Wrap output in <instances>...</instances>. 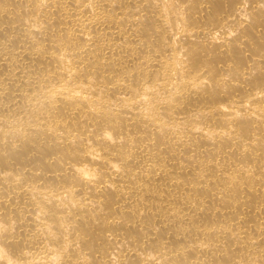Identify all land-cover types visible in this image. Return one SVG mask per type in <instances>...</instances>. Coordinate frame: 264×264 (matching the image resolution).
<instances>
[{"label":"bare ground","instance_id":"6f19581e","mask_svg":"<svg viewBox=\"0 0 264 264\" xmlns=\"http://www.w3.org/2000/svg\"><path fill=\"white\" fill-rule=\"evenodd\" d=\"M0 264H264V0H0Z\"/></svg>","mask_w":264,"mask_h":264}]
</instances>
